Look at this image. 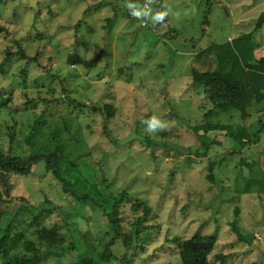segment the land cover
Wrapping results in <instances>:
<instances>
[{"label": "rangeland", "instance_id": "1", "mask_svg": "<svg viewBox=\"0 0 264 264\" xmlns=\"http://www.w3.org/2000/svg\"><path fill=\"white\" fill-rule=\"evenodd\" d=\"M261 13L264 0H0V150L26 157L62 146L102 198L130 197L119 218L133 246L121 235L108 248L113 223L63 193L43 161L5 186L0 179V207L41 251L30 211L50 201L38 220L60 226L64 250L41 264L103 249L112 257L102 264H182L174 238L195 233L216 236L211 261L220 252L224 264H264V101L245 119L235 109L205 116L212 104L192 74L207 68L200 50L249 33ZM254 40L255 57L264 56V24ZM19 48L26 57L12 54ZM70 54L100 59L85 68L70 65ZM208 123L230 125L232 135L204 133ZM247 136L258 141L242 144ZM134 200L151 211L140 226Z\"/></svg>", "mask_w": 264, "mask_h": 264}, {"label": "trees", "instance_id": "2", "mask_svg": "<svg viewBox=\"0 0 264 264\" xmlns=\"http://www.w3.org/2000/svg\"><path fill=\"white\" fill-rule=\"evenodd\" d=\"M263 24L264 13H261L254 23L253 30L249 33L241 34L226 43L210 44L196 54L201 60L202 65H207L205 70L193 68L192 72L193 83L202 86L204 98L212 104V108L204 113L205 116H210L217 111L226 112L235 109L239 111L240 117L245 119L249 116L248 108L252 104L264 101V56L256 58L254 55V50L258 46L254 40V33ZM3 31L5 29L0 24V34ZM12 54L21 58L26 57L21 48ZM99 59L100 54L89 60L70 54L67 57V62L73 66L75 64H82L85 68H90L94 67ZM2 93L0 90V96ZM0 99L2 100L0 106L5 105L3 98ZM69 102L87 107L85 104H79L72 100ZM91 108L95 112H102L104 110L106 115H113L114 112L108 106L103 108L92 106ZM202 128L204 133L208 130L220 129L225 130L227 135H232V127L230 125L208 123L207 125H203ZM245 139H241L242 144L258 141L256 138L250 139L249 136L245 137ZM205 149H207V146ZM40 161H43L45 171L49 172L59 183L63 193L68 194L77 203H89L100 207L102 215L113 223L114 234L106 244L108 248L121 235L123 237V244L126 247L133 246V235L129 236L121 232L122 226L119 218V206L125 198L127 200L130 199L129 195L122 190L118 196L111 197L112 199L107 200L106 198H102L106 197V192L100 190L93 181L88 180L83 175L77 163L66 157L62 146L48 153H32L26 157L5 153L0 150V179L3 185L7 184L6 179L10 174L28 175L32 168ZM212 166L213 164L210 165V167ZM207 178L209 180L212 178L211 172L207 174ZM103 181H105L104 177ZM5 192L7 193V190ZM9 200L12 199L8 198L4 200L6 206H8L7 202ZM17 200L21 201L20 204H27L24 203L26 201L23 198ZM110 200V208L105 209L104 204H108ZM98 201L104 202V204H100ZM49 204L50 201L46 200L43 205H40V208H31L32 219L28 223L29 225H35L34 232L40 243L39 245L44 244L46 251H41L37 245L38 242L36 243V241L29 239L23 229L15 227L12 218L8 214H5L7 210L0 207V221L2 217L9 218L6 225L0 228V264H41V258L47 252L57 254L60 250H64L62 246L64 239L58 234L60 226L53 225L50 228H45L40 226L38 220V216L40 215L38 213L39 209ZM132 208L135 211L139 209L142 211V215L135 222V225L140 226L148 218L151 211H149L147 205L137 200H134L132 203ZM234 230L236 231L235 228ZM134 232V235H138L136 230ZM237 236L238 239L246 240L250 243L248 239L241 237L239 232ZM174 240L180 247L178 255L182 264H224L227 258L226 254L218 252L212 255L214 257L213 261L209 259L216 242V236L213 234L195 233L188 238L182 240L174 238ZM110 257H112L110 253L107 255L105 249H103L93 256L84 253L77 259L65 264H102L108 262Z\"/></svg>", "mask_w": 264, "mask_h": 264}, {"label": "built area", "instance_id": "3", "mask_svg": "<svg viewBox=\"0 0 264 264\" xmlns=\"http://www.w3.org/2000/svg\"><path fill=\"white\" fill-rule=\"evenodd\" d=\"M148 6H149L148 3H146V2L143 4V7H144L145 9L148 8ZM142 24H144V23H142Z\"/></svg>", "mask_w": 264, "mask_h": 264}]
</instances>
